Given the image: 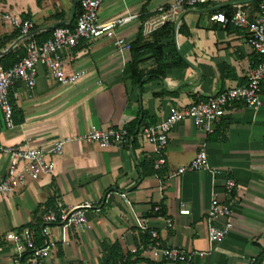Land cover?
<instances>
[{
	"label": "crops",
	"instance_id": "crops-1",
	"mask_svg": "<svg viewBox=\"0 0 264 264\" xmlns=\"http://www.w3.org/2000/svg\"><path fill=\"white\" fill-rule=\"evenodd\" d=\"M78 2L0 0L2 62L13 63L11 53L17 59L23 57L25 47V38L18 29L17 37L14 35L16 29L4 20L5 14L31 21L34 29L30 38L38 43L55 26H75ZM172 2L106 0L98 17L100 22L132 18L117 28L116 35L133 43L140 34L148 39L160 29L157 10ZM258 6V0H221L186 8L171 39L185 64L167 68L163 78L149 80L156 65L151 54L144 55L138 66L143 78L140 87L124 74L130 54L120 56L109 39L83 41L71 52L60 51L66 73L83 72V78L75 85L62 86L40 66L34 90L15 83L8 96L22 111L24 122L5 130L0 120V145L28 143L50 148L60 139L83 135L93 127L128 128L136 120L141 129L165 120L173 110L246 86L249 70L260 60L248 43L247 32L231 24L211 22L210 17L240 7L253 21ZM261 97L258 111L243 104L229 106L209 136L202 135L192 120L178 123L169 134L166 165L158 176L151 168V149L144 143L135 141L131 148L67 144L63 154L53 158L51 175L29 177L10 196H0V264H15V249L7 234L28 229L38 207L43 206L46 213L57 201L74 207L91 203L86 209L89 228L76 233L52 226L51 255L41 264H103L114 245L130 256L132 264H168L163 258L153 260L138 251L146 246L182 250L191 256L187 264H264V81ZM201 149L207 153L209 165L223 175L192 172L168 178ZM9 165L10 158L0 155L1 174ZM225 176L238 185L233 230L223 241L210 243L206 213L213 190L219 193L220 201H226L222 193ZM182 208L189 214L180 215ZM45 213L36 221L43 224ZM150 231L158 238L153 239ZM22 261L28 264V257Z\"/></svg>",
	"mask_w": 264,
	"mask_h": 264
},
{
	"label": "built area",
	"instance_id": "built-area-1",
	"mask_svg": "<svg viewBox=\"0 0 264 264\" xmlns=\"http://www.w3.org/2000/svg\"><path fill=\"white\" fill-rule=\"evenodd\" d=\"M106 0H79V15L74 27H57L53 29L51 37L37 43L30 38L34 26L29 20H21L9 14L4 15L13 28L18 29L25 37L24 56L8 69L0 65V120L5 130L14 127L12 107L9 101V89L15 84H22L28 91L36 87L38 68L45 67L53 79L62 86H71L78 83L84 76L83 72L68 74L61 62L60 51H73L81 42L97 39L112 41L116 52L124 57L130 52V43L116 35V30L124 26L132 18H117L108 22H100L98 11ZM221 0H173L167 7L157 10L159 15L158 26L171 24L175 30L181 26V15L186 8L196 5H205L209 2L218 3ZM257 17L250 21L246 11L238 7L229 18L224 13H217L210 17L211 22L221 25L231 24L237 29L245 30L248 34V43L258 55L259 63L252 67L247 74V85L242 88H232L221 92L207 102L192 104L179 111H171L168 118L156 125L144 127L131 134L126 128L110 127L107 129L91 128L87 133L73 138L60 139L50 148H38L28 143L5 147L0 145V155L10 158L7 171L0 173V196L8 197L23 186L29 177L51 175L54 171V157L61 156L64 147L69 143H96L102 148L118 146L131 148L135 141L146 144L151 149L152 167L156 176L166 165L165 152L169 134L174 127L184 121L192 120L198 131L209 136L213 134L215 125L221 120L229 106L243 104L253 111L262 106L261 85L264 81V0H258ZM192 172H208L213 176L223 175L209 165L207 153L201 149L195 158L187 165L170 172L168 178L174 179ZM222 193L226 201H220L219 193L213 190L209 208L206 213L205 224L207 237L210 243L221 242L233 230L232 212L236 204L238 185L232 178H222ZM91 203H84L80 207L65 206L57 201L54 208L48 209L42 218L41 233L45 239V247L36 249L28 229L20 233H8L7 241L14 246L15 264H22L23 258L28 257V264H41L50 257L49 237L52 226L66 227L76 233H82L89 228L86 219V209ZM155 212L159 208L154 209ZM180 215H188L189 210L182 208ZM171 227V224H167ZM153 239L158 236L150 231ZM138 251L150 256L153 260L163 258L168 264H187L191 256L175 248H159L156 246L141 247Z\"/></svg>",
	"mask_w": 264,
	"mask_h": 264
},
{
	"label": "trees",
	"instance_id": "trees-1",
	"mask_svg": "<svg viewBox=\"0 0 264 264\" xmlns=\"http://www.w3.org/2000/svg\"><path fill=\"white\" fill-rule=\"evenodd\" d=\"M77 8L79 9V2L77 4ZM230 13H226L225 15L229 18ZM71 27L72 26H68ZM53 31V30H52ZM51 32L47 33V37L43 40L46 41L51 37ZM175 33L174 27L171 24H165L160 27L159 30L155 31L150 35L148 39L143 38L142 34H140L137 39L130 43V61L125 66L124 74L129 75L133 84L137 86H141L142 84V72L139 70L138 66L140 64L141 58L146 54H151L152 58L155 61L156 69L148 75L149 80L163 78L164 71L172 66H181L185 64V61L181 57V55L177 52L173 40L171 41L173 35ZM20 34V33H19ZM14 35L17 37V30H15ZM34 40V38H32ZM170 40L167 44H164L162 41ZM41 41V42H43ZM38 42V43H41ZM14 58V62L10 64H5L0 59V65L3 66L5 69L10 68L15 63H17L23 57L17 59L15 55L10 54ZM168 59H171L170 62H167ZM140 95V94H139ZM9 101L12 107L13 113V124L14 125H21L24 122V117L22 111L17 108L15 105L14 100L12 97L9 96ZM141 125L139 120L133 122L128 128H126L131 134H135V132L139 129ZM153 169V167H151ZM52 206L50 204L48 207ZM46 207V206H45ZM52 208V207H51ZM45 213L44 207L40 206L37 208L34 214L33 221L27 228L31 234V237L34 241L36 249L44 248L45 247V239L42 236L41 228L42 223L36 221L40 214ZM159 214L162 213V209L158 211ZM103 264H132L130 261V256H124L118 245H114L110 252L108 253L107 258L103 262Z\"/></svg>",
	"mask_w": 264,
	"mask_h": 264
},
{
	"label": "water",
	"instance_id": "water-1",
	"mask_svg": "<svg viewBox=\"0 0 264 264\" xmlns=\"http://www.w3.org/2000/svg\"><path fill=\"white\" fill-rule=\"evenodd\" d=\"M57 27H58V26H55V28H57ZM55 28H54V29H55ZM24 38H25V37H24Z\"/></svg>",
	"mask_w": 264,
	"mask_h": 264
}]
</instances>
